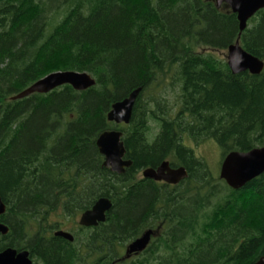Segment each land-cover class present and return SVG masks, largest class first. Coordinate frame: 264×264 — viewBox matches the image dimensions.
<instances>
[{"label":"trees","instance_id":"obj_1","mask_svg":"<svg viewBox=\"0 0 264 264\" xmlns=\"http://www.w3.org/2000/svg\"><path fill=\"white\" fill-rule=\"evenodd\" d=\"M237 17L215 0H0V251L26 250L34 264H254L264 256V173L239 190L214 174L195 144L230 152L264 147V67L233 75L224 52ZM264 64V9L239 36ZM58 71L86 72L95 85H64L10 98ZM141 88L130 122L111 106ZM173 94L172 99L170 95ZM119 130L132 166L103 167L99 135ZM157 130L154 132V130ZM185 167L177 185L141 170ZM104 223L54 237L52 216L75 219L99 198ZM147 230V248L121 250Z\"/></svg>","mask_w":264,"mask_h":264},{"label":"water","instance_id":"obj_2","mask_svg":"<svg viewBox=\"0 0 264 264\" xmlns=\"http://www.w3.org/2000/svg\"><path fill=\"white\" fill-rule=\"evenodd\" d=\"M216 8L225 4L234 13L239 23L237 40L228 47L226 62L233 75L248 72L259 75L264 67L262 61L253 57L239 45V36L246 28L248 20L261 9H264V0H215ZM64 85L81 92L95 85L94 78L86 72L58 71L50 73L37 80L23 91L12 96L10 100L23 99L32 94H47ZM141 88L133 90L126 98L114 103L107 114V120L116 125H127L130 122L132 110ZM123 133L119 130H107L99 135L96 147L103 157V167L111 173L122 175L132 166V161L126 158V149L122 140ZM264 173V147L254 148L248 152L233 151L225 155L219 166V179L233 190H239L253 179ZM144 179L163 182L168 185H177L187 178V170L180 166L173 168L169 161L162 162L159 166L145 168L141 171ZM112 207L108 198H99L94 205L83 212L78 219V224L84 228L96 227L106 220V214ZM5 204L0 197V217L5 213ZM9 228L0 222V235L5 236ZM157 230H147L138 238L127 245L124 259L143 252L149 245L152 237L157 235ZM54 237L73 241L72 234L56 231ZM0 264H32L26 250L16 251L7 248L0 252ZM254 264H264V256Z\"/></svg>","mask_w":264,"mask_h":264},{"label":"rangeland","instance_id":"obj_3","mask_svg":"<svg viewBox=\"0 0 264 264\" xmlns=\"http://www.w3.org/2000/svg\"><path fill=\"white\" fill-rule=\"evenodd\" d=\"M221 10L222 11H227L229 10V8L227 7V5L223 4L221 5ZM213 54L219 58L225 59L227 57V51L224 52H218V51H213ZM170 97L173 99L174 95L171 94ZM157 130L155 129L154 132H156ZM186 143L194 150L195 154L199 157H202L205 159V161L207 162V164L209 165L210 169L212 170V172L214 174H218L219 173V162H220V153H219V149L218 147L210 141H205L199 144H195L192 141L186 139ZM139 176H141V171L139 173ZM51 222H57V221H65V222H69L72 221V219H62L58 216H52L50 218ZM127 247V246H126ZM125 248H123L121 250V259H124V255H125ZM126 260V259H124Z\"/></svg>","mask_w":264,"mask_h":264},{"label":"flooded vegetation","instance_id":"obj_4","mask_svg":"<svg viewBox=\"0 0 264 264\" xmlns=\"http://www.w3.org/2000/svg\"><path fill=\"white\" fill-rule=\"evenodd\" d=\"M78 219H79V217L73 219L72 221H70V223L69 222H65L64 220L63 221H60L61 225L59 226V228L57 230H54L52 232V235L54 236V233L56 231H64V232H68V233L72 234V236H73V231L74 230H78L79 228H81V226H79V224H78ZM57 222H59V221H57ZM0 236H2V235H0ZM4 250H2V251H4ZM2 251H0V252H2ZM29 258L31 259L32 264H34L33 259L30 256H29Z\"/></svg>","mask_w":264,"mask_h":264}]
</instances>
